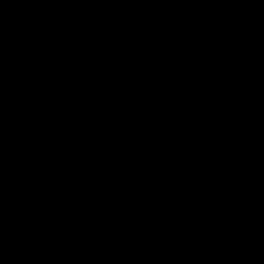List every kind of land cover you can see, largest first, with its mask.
<instances>
[{
	"label": "crops",
	"instance_id": "obj_1",
	"mask_svg": "<svg viewBox=\"0 0 264 264\" xmlns=\"http://www.w3.org/2000/svg\"><path fill=\"white\" fill-rule=\"evenodd\" d=\"M36 2L39 0H0V4ZM101 6L115 9L121 5L105 3ZM44 64L81 70L74 67L75 61L38 54L29 42L16 36L7 13L0 18V171L5 175V181L0 180V187L10 178L24 179L33 189L43 187L50 197L65 196L70 205L80 211L94 195L87 176L93 139L100 128L101 98L118 80H106L115 79L111 76L102 79L81 73L72 75L64 69L43 67ZM36 69L40 71L38 77L32 74ZM60 75L65 77L68 90L56 97L51 90L52 79ZM255 79L254 107H228L224 126L210 130L214 119L209 118L207 133L215 138L221 129L233 127L242 115L248 116L255 126V140L262 147L251 161L264 172V63L257 47ZM182 89L174 78L168 76L161 113L135 157L138 173L133 177V191L145 203L151 198V202L146 203L147 215L155 224L167 228L166 253L172 264H183L188 250L194 245L199 248L203 264H234L224 234L230 228L232 216L247 219L250 215L245 206L252 189L245 181L246 172L241 166L235 170L220 167L212 179L197 180L194 176L172 179L167 161L194 109L193 104L174 97L188 98ZM32 107L43 115L46 137L42 140L37 139L34 126L26 124L24 111ZM230 108L234 111L229 118L232 123L236 122L225 126ZM14 145L19 146L18 153L12 151ZM28 150L34 152L32 157L27 155ZM30 158L45 174L41 172L40 176L32 177L18 168L21 162ZM65 172L73 174L71 185L63 180ZM166 186L178 191L177 203L169 205L164 192ZM93 206L87 212L81 211L75 220L77 230L69 239L72 254L65 264L110 263L107 244L117 236L118 230L112 224L109 212L95 210L92 213ZM2 223L3 216L0 215V232ZM9 240V246H0V264H13L18 239ZM263 256L264 225L254 241L252 256L245 264H263Z\"/></svg>",
	"mask_w": 264,
	"mask_h": 264
},
{
	"label": "trees",
	"instance_id": "obj_2",
	"mask_svg": "<svg viewBox=\"0 0 264 264\" xmlns=\"http://www.w3.org/2000/svg\"><path fill=\"white\" fill-rule=\"evenodd\" d=\"M259 1L264 2H247L258 9L255 47L264 63V17L259 14ZM167 82L168 76L159 73L121 78L101 98L100 128L93 139L87 176L94 195L82 213L94 205L107 208L106 212L111 215L118 233L107 244L109 264H172L166 253L167 228L150 220L146 203L133 191V177L138 173L135 157L161 113ZM182 92L186 93L184 89ZM226 110L194 105L192 116L167 161L173 180L193 176L201 166L199 155L208 152L213 153L218 162L258 154L255 126L246 115L233 127L221 129L217 137L208 136V119L213 118L218 125H223ZM24 117L27 126L36 129L37 139H44L46 128L42 113L36 107L26 108ZM18 148L14 145L12 151L18 153ZM104 160L126 168V173L113 187H106ZM251 189L245 206L250 215L247 219L232 216L230 228L224 234L234 264H245L251 258L254 241L264 225L263 169ZM164 192L169 205L179 201L178 191L172 186H166ZM0 207L3 209L2 236L18 239L13 264L66 263L72 254L69 239L77 230L75 220L80 212L65 196L50 197L43 187L33 189L24 179L10 178L0 187ZM183 264H203L196 245L190 247Z\"/></svg>",
	"mask_w": 264,
	"mask_h": 264
},
{
	"label": "snow or ice",
	"instance_id": "obj_3",
	"mask_svg": "<svg viewBox=\"0 0 264 264\" xmlns=\"http://www.w3.org/2000/svg\"><path fill=\"white\" fill-rule=\"evenodd\" d=\"M105 3L121 6L106 9L101 6ZM6 13L16 36L38 54L75 61L74 67L81 70L53 64L43 67L72 75L115 77L106 80L159 73L183 87L188 98L174 97L187 104L223 110L255 105L258 9L253 4L242 0H39L0 4V18ZM259 14L264 17V9Z\"/></svg>",
	"mask_w": 264,
	"mask_h": 264
},
{
	"label": "built area",
	"instance_id": "obj_4",
	"mask_svg": "<svg viewBox=\"0 0 264 264\" xmlns=\"http://www.w3.org/2000/svg\"><path fill=\"white\" fill-rule=\"evenodd\" d=\"M32 74L36 77L40 75L39 70H34ZM52 93L56 97H60L64 95L68 90V83L65 81V77L63 75L57 76L52 79ZM262 147L258 145V151H260ZM238 166H241L245 172H246V183L249 186H253L254 181L257 176L260 175L261 169L254 165L251 161L250 155H244L242 157H236V158H229L228 160L224 162H218L216 158L214 157L213 153L208 152L205 155H203V159L201 161L200 169L193 175L197 180L202 179H212L215 176V172L220 167H225L230 170L237 169ZM72 177L73 174L71 172H65L63 173V180L67 185H71L72 183ZM0 180L5 181V175L2 171H0ZM151 198H148L146 200V203H150ZM95 210H101L104 211V207L99 208H91L90 212H94ZM82 210L78 211L81 212ZM3 209L0 207V215H2ZM93 215V214H92ZM91 228H93L92 224H89ZM7 245V241L3 240L0 237V246L5 247Z\"/></svg>",
	"mask_w": 264,
	"mask_h": 264
},
{
	"label": "rangeland",
	"instance_id": "obj_5",
	"mask_svg": "<svg viewBox=\"0 0 264 264\" xmlns=\"http://www.w3.org/2000/svg\"><path fill=\"white\" fill-rule=\"evenodd\" d=\"M247 1L248 0H242V2H244V3H248ZM258 4L257 5H258L259 9H264V2L263 1H261V2L259 1ZM233 111H234V109H232V108H230L228 110L227 117L229 120H227V125L225 124V126H231L236 122V121H234V123H232V121H231L232 119L230 120V118H229L231 115L230 113ZM215 128H219V125L215 122V120H213L210 124V130L213 131ZM33 154H34L33 151L28 150L27 155L32 157ZM102 166H104V168H105L104 173L106 175V187H110V185L116 184L119 181V179L124 175V173H126L125 166H123V165L119 166L116 164L114 165L113 163H110V160H108V161L104 160ZM18 168H22L24 170L23 173H26V175H27V173L29 175L31 174L32 177L37 176V175L40 176L41 172L43 174H45V171L40 169L41 167L38 164H36L35 160H32V158H30V160H28L24 163L21 162V164L18 165ZM104 210L106 211V208H104ZM97 211L100 213L105 212V211H101V210H97ZM107 216L109 217V215H107Z\"/></svg>",
	"mask_w": 264,
	"mask_h": 264
},
{
	"label": "bare ground",
	"instance_id": "obj_6",
	"mask_svg": "<svg viewBox=\"0 0 264 264\" xmlns=\"http://www.w3.org/2000/svg\"><path fill=\"white\" fill-rule=\"evenodd\" d=\"M259 145V144H258ZM215 157V156H214ZM202 159H203V156H202ZM253 163V162H252ZM254 164V163H253ZM255 165V164H254ZM258 167V166H257ZM228 169V168H227ZM243 169V168H242ZM230 170V169H229ZM254 185V184H253ZM250 187H253V186H250ZM0 237L3 239V240H5V241H7V245H5V247H7V246H9V242H10V240L9 239H5L3 236H2V233L0 232Z\"/></svg>",
	"mask_w": 264,
	"mask_h": 264
},
{
	"label": "water",
	"instance_id": "obj_7",
	"mask_svg": "<svg viewBox=\"0 0 264 264\" xmlns=\"http://www.w3.org/2000/svg\"><path fill=\"white\" fill-rule=\"evenodd\" d=\"M200 156V160H202V155H199Z\"/></svg>",
	"mask_w": 264,
	"mask_h": 264
}]
</instances>
